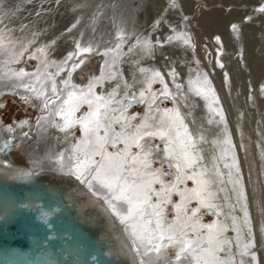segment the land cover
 Instances as JSON below:
<instances>
[{"label":"bare ground","instance_id":"1","mask_svg":"<svg viewBox=\"0 0 264 264\" xmlns=\"http://www.w3.org/2000/svg\"><path fill=\"white\" fill-rule=\"evenodd\" d=\"M42 1L44 0H35L33 5L26 4L22 9L25 8V12L33 11L35 9L34 6ZM205 1L208 8L202 11L198 24H196L193 16L196 13L195 5L200 0H178L176 7L170 6V0H95L91 6L95 7L96 3L99 2L100 5L97 7L98 9L101 7V9L95 15H92L91 6L84 11H90V15L87 16L89 20L93 18V22L88 29L83 27L86 22L77 26L74 23L65 28L68 32H61L56 36L51 29L50 31L42 30L40 23L35 25L36 27L34 23L31 24L29 22L30 18H25V12H21L16 16L10 15L12 13L5 14L2 8L3 4H0V24L3 25V27H0V77L9 74L8 78L0 81V87L5 85L3 90L9 88L20 95L22 99L25 95L34 98V93H29L23 87H15L20 81H17L15 77L11 78V72L19 71L20 69L27 70L26 72L30 74L35 73L38 69L43 71L44 65L41 63V59L45 54L50 62L47 71L53 74L58 89L61 90H64L63 81L65 79L69 80L70 84L75 85L77 89L86 88L90 81L100 75V69L103 74L107 75L109 65L112 64V67H115L114 71L117 72L115 74L117 77L116 81L107 82L102 91L99 90L101 84L97 83L93 93L89 95L98 94L103 97L104 103L100 106L99 135L105 136V128H107V136L105 138L113 141L121 149L125 148L126 141L128 151L133 154L141 152V150L129 138L134 137L137 130L140 133H144L146 131H154L157 127L167 129L170 123V115H165V109L178 107L184 117V123L188 125L192 135L198 138L203 137V139H198L196 144L195 154L198 157H202V159H199L195 170L207 174L204 178L211 181L209 189L214 193V197L208 201L215 206L214 209L212 211L202 209L198 213L200 216L198 221L193 218L187 222L196 229L195 233H190L196 239L194 248L208 240L207 235H200L202 226L215 225L211 252L216 254L217 264H239L241 260H243V264H264V131H261L262 129L259 126L260 120L264 126V115L260 113L262 117H259L258 113L261 109H255L257 102L262 104L260 107L264 106V80L253 82L251 80L253 78H251L249 83L246 81L241 83V87L244 83H247L245 87L250 85L252 91L248 90L249 88H245L246 91L241 88L242 90L239 89L241 92H238V94L236 92L239 95V93L244 91V96H247V102L251 100L248 99V96L252 97L250 104L255 108L251 107V109L258 111L256 114L254 112L252 114L260 118V120L257 118L259 121L255 119L259 123L249 122L246 124L247 126L252 124V127H250L253 131L248 130L250 127L247 129L245 125L246 120L251 118L248 115L252 114H245L244 101L242 102L244 104L243 108V106L239 105L240 103L238 104L240 100L234 99L236 95L234 93L235 87H232L234 77L236 76L239 79V74L235 73L236 75H233L234 71L242 70V72L245 71L246 73V68L248 69L250 66L241 40L244 39L245 34L248 32L247 30H249L248 28L253 26L258 18L264 16V12L260 11L261 8L258 10L248 7L244 10L237 9L246 2L253 4L254 7L260 6L261 0ZM63 2L66 1L64 0ZM2 3H4V0H2ZM21 4L20 2L19 5ZM43 4L41 3L40 5ZM49 4L46 3L40 17L52 23L55 17H60V14H56L57 11L53 14L55 7L54 5L48 7ZM219 4L225 6L233 4L236 7L227 12L218 6ZM86 5L88 4L85 3L84 6ZM149 5L153 7L150 11L147 9ZM12 10L13 12L16 11L14 7ZM35 11L37 10L33 12ZM152 11L155 12L152 20L156 21L153 26L150 25L151 21L148 23V19L153 13ZM103 12L105 13L104 16ZM76 13V15L66 13L61 18L64 20L68 15L75 18L74 15L77 17L81 14L80 12ZM245 16H249L252 22L245 23L243 21ZM9 17L11 18L9 19ZM104 19L108 22L110 28H107L106 35L99 41L97 38H100L101 34L104 33L105 26L101 25L100 22ZM26 21L28 26L24 25ZM233 22L236 23L235 25L239 27L240 31L229 30L228 27ZM72 26L74 29H71ZM130 27L131 29H129ZM137 27L140 28L133 37L119 39L127 36L122 33L130 34L137 31ZM82 28H84L83 31ZM65 29H62V31ZM192 31L198 40L197 48L190 46ZM144 41H148L150 47H146L143 43ZM111 43H113L115 48L110 46L108 51L112 52L106 50L104 54H101L100 52L108 48ZM76 44H79L80 47L90 45L95 51L85 54L82 57L83 63L75 71H61L59 75H56L58 66L62 64L65 58L70 53L77 51ZM123 44L126 45L125 50L121 49ZM22 46H26L27 51L23 52V56L19 58L18 62H13L10 59V54L14 55L20 52ZM39 48H44V52H39ZM123 50L128 54L119 61L121 59L119 56L123 55L121 53ZM204 51H208V54H204ZM198 53L203 55V62L198 59ZM30 56L32 58H29ZM94 56L101 57L102 60H100V66L95 65V72L89 73L87 66L90 63L93 64L91 59ZM31 59H36L37 67L28 70L26 63ZM220 65H223V67ZM65 68H67V65H65ZM141 69L144 71H141ZM154 71L165 74L164 81L168 83V89L175 97V103L170 102L169 105L167 101H153L154 96H159L156 85L158 84L161 87L159 78L152 80L151 87H149V80ZM82 72L86 74V81L80 79ZM239 73L241 74V72ZM246 76L249 77L251 74ZM205 77L210 81L209 88L214 90L209 92V96L218 97V104L216 105L210 106V100H205L202 96L196 95V90ZM173 78L175 80L174 83ZM20 80L36 85V81L34 79L29 80L27 76L21 77ZM238 82H240V79ZM49 84L50 82L45 81L44 86L48 87ZM176 84L181 85V87L177 89ZM238 85V88H240L239 83ZM235 86L237 85L235 84ZM36 87L39 90L40 85H36ZM141 92H144L143 102H140ZM237 95L236 97H238ZM24 102L28 104L25 100ZM32 102L36 103L34 99ZM157 103L159 104V111H156ZM260 103L258 104L261 105ZM149 105H151V108ZM135 106L143 107V114L132 115L130 111ZM95 107L94 103L92 108L89 109L93 110ZM213 108L222 110L223 120L220 115H216L213 112ZM231 110L233 113H231ZM80 111L84 113L82 107ZM246 111L250 112L251 110L248 111L246 109ZM81 113H77V116ZM245 115H247V119H244ZM252 118L250 121L254 122V118L253 120ZM55 122L62 123L60 118ZM44 128H47V130L40 131L37 125H30L28 127L30 135L22 137L19 134L16 140L12 139L14 136H6V134L10 133L9 129L5 134L4 129L0 128V150L8 152L13 159L10 162L16 164L11 167L10 162L0 160V163L10 167H2L0 164L2 177L5 179L24 178L28 173L34 172L35 174L44 175L51 182H56L58 185H51L50 188L61 192L77 219L96 231L98 238L107 245L109 253L119 264H132V257L128 254L130 240H128L127 234L122 231L123 226L103 211L98 200L90 197L85 185L74 177L65 174L67 168H65L63 173L59 171L61 164L71 166L75 162V155L72 149L74 145L83 147L82 141L85 138L83 129L74 125L70 130V134H66L49 124H45ZM77 129L81 131L82 135L75 138L74 133ZM35 130L36 132L34 133ZM177 130L183 131L179 127V122L169 133L173 140H176ZM60 135L62 136L61 139ZM225 138L230 139L232 146L221 142ZM9 140H11V143H9L7 148H4V142ZM147 140L148 138L144 137L139 143L146 146ZM154 142L160 145L163 144L158 135L154 138ZM176 143L178 145V140ZM106 148L108 152L114 151L111 144L106 145ZM225 149H228V151L226 152ZM176 150L179 151V148L177 147ZM168 152L172 153L173 149L169 148ZM57 154H62L63 159ZM142 156L143 153L138 159H141ZM149 156L152 158V168L158 169L155 175L164 181L165 188L170 187L168 181L175 178L178 170L172 167L170 169L171 175L165 177L163 173L169 171V168L165 164L164 159L156 151L149 153ZM233 157L239 167L241 185L244 189V198L240 200V203H237L238 197L233 190L232 180L235 176V168L232 166ZM256 162L259 163L257 168L255 167ZM172 163H176L174 158ZM226 164L229 167L226 168ZM133 167L139 169L137 173H133V176H142L144 180L152 179L153 173L151 170L146 171L139 164L133 165ZM17 170L19 171L17 172ZM191 171L185 170V176L181 177L183 182H178L179 188L192 189L199 187L193 180L186 178ZM229 172L233 175L230 176ZM200 178L197 177V179ZM153 187L158 190L160 185L153 184ZM185 196H190V193L186 191ZM163 198L164 194L162 193L161 199ZM170 199L173 204L165 206L164 215L169 220L174 221L173 230H178L185 223L183 212L187 211L188 215L191 216L190 209L198 206V202L185 199L182 208L176 210L174 209V204L181 203V197L173 192ZM155 201L156 197L153 195V202ZM241 205L244 206V210H242ZM12 207L11 199L0 198V214L8 213ZM245 210L248 224L244 223ZM177 212L180 213L178 220L176 219ZM234 217L236 218L235 223H233ZM249 227L252 229L251 236L247 234ZM203 231L206 233L207 228H203ZM246 243H252L254 247L249 250V255L241 256V250ZM205 246L207 245L205 244ZM220 248L224 250L219 251ZM251 253H255V258L252 257ZM230 257L231 259H229Z\"/></svg>","mask_w":264,"mask_h":264},{"label":"snow or ice","instance_id":"2","mask_svg":"<svg viewBox=\"0 0 264 264\" xmlns=\"http://www.w3.org/2000/svg\"><path fill=\"white\" fill-rule=\"evenodd\" d=\"M0 4H2V0H0ZM170 6L176 7L175 0H171ZM260 11L264 12V8H261ZM0 27H3V25L0 24ZM143 43L146 47H150L148 41H144ZM75 47L77 51L70 53L62 64L58 66L56 75H59L61 71H75L83 63L82 57L95 51L90 45L80 47L79 44H76ZM24 51H27L26 46H22L20 52L14 55L10 54V59L13 62H18L19 58L23 56ZM38 51L43 53L44 48H39ZM29 58L32 57L30 56ZM41 63L44 65L43 71L38 69L35 73L30 74L20 69L19 71L11 72V76L20 81L15 87H23L29 93H34V98L25 95L23 99L29 106L38 108L41 113L37 119V126L40 131L45 130V124L56 127L66 134H70V130L74 125L83 129L85 133V138L82 141L83 147L74 145L72 149L75 155V162L71 166L61 164L59 171L63 173L65 168H67L65 174L74 177L85 185L90 197L98 200L103 211L123 226L122 231L127 234V238L130 240L128 254L132 257V264H217L216 254L211 252V242L216 226H202L200 235H207L208 240L200 243L197 248H194L196 239L190 233H195L196 229L187 223L193 218L198 221L200 219L198 213L202 209L212 211L215 206L208 202L214 197V193L209 189L211 181L204 178L207 175L206 173H200L195 170L199 159H202V157H198L195 154L196 144L198 139H203V137L198 138L192 135L188 129V125L184 123V117L181 115L179 108L165 109V115H170V123L167 129L157 127L154 131H146L144 133H140L137 130L136 135L129 139L135 143V146L141 152L133 154L128 151L126 141L125 148L121 149L113 141L107 140L105 138L107 136V128H105V136L99 135L100 106L104 101L101 95L93 94L90 96L89 94L93 93L94 87L103 80V77L94 78L86 88L80 89H77L75 85L70 84L69 80L65 79L63 81L64 90H61L58 89L53 74L47 71L50 62L47 60L46 54L41 59ZM65 65H67V68H65ZM220 66L223 67V65ZM141 71L144 70L141 69ZM8 75L5 74V76L0 77V81L8 78ZM25 76L29 77V80L34 79L36 85H40L39 90H37L36 85L20 80L21 77ZM164 76L165 74L154 71L149 80V87H151L152 80L159 78L161 82V87L157 90L159 96H154L153 101L160 100L175 103V97L169 91L168 83L164 81ZM45 81L50 82L48 87L44 86ZM209 85L210 81L205 77L204 81L197 88L196 95L202 96L205 100H210V106L216 105L218 104V97L209 96V92L214 91L209 88ZM176 87L179 89L181 85L176 84ZM143 96L144 92H141L140 102H143ZM33 99L36 103L32 102ZM94 103L96 107L93 110L86 111L77 116V113L80 112L84 104L92 108ZM149 107L151 108V105ZM212 110L216 115H220L223 120L222 110L216 108ZM156 111H159L158 103L156 104ZM45 112L48 115H44L43 113ZM55 117H59L62 123H56ZM177 122H179V127L183 131L177 130L176 140H173L169 133L176 127ZM0 124H2V121H0ZM6 127L12 129L13 125ZM29 135V131L21 132L22 137H28ZM157 135L163 141L162 145L154 142V138ZM144 137L148 138L146 146L139 143ZM177 140L178 145L176 143ZM221 142L232 146L228 138L223 139ZM9 143H11V140L4 142L3 147L7 148ZM108 144H111L113 147V152L107 151L106 145ZM177 147L179 151L176 150ZM169 148L173 149L172 153L168 152ZM153 151H156L164 159L165 164L169 168V171L163 173L165 177L171 175L170 169L172 167L178 170L175 178L168 181L170 185L168 188H165L164 181L155 175L158 169L152 168V158L149 156V153ZM225 151L227 152L228 149H225ZM141 153H143V156L141 159H138ZM57 155L63 159L62 154ZM173 158L176 161L175 164L172 163ZM137 164L143 166L146 171L151 170L153 173L151 180H144L142 176H133V173L139 171L137 167H133V165ZM232 166L235 168V176L232 180L234 185L233 190L238 197L237 203H240V200L244 198V189L241 185L240 170L234 157ZM225 167L227 168L229 165L226 164ZM185 170H192L190 174H187L186 178L193 180L199 186L198 188L181 189L178 187V182H183L181 177L185 176ZM30 174L35 175L34 172ZM229 175L233 174L229 172ZM197 177L201 178L197 179ZM153 184H159V189L154 188ZM186 191L190 193V196H185ZM173 192L181 197V203L174 204V209L176 210L182 208L185 199L196 200L198 202V206L190 209L191 216L188 215L187 211L183 212L185 223L178 230H173L174 221L169 220L164 215L165 206L173 204L170 199ZM162 193L164 194L163 199H161ZM153 195L156 197L155 202H153ZM241 208L244 210L243 205H241ZM179 218L180 213L177 212L176 219L178 220ZM235 219L234 217L233 223H235ZM244 223L248 224L246 210ZM203 228H207L206 233L203 231ZM247 234L249 236L252 234L250 227L247 229ZM252 247H254L252 243L244 244L240 255H249V250ZM223 250V248L219 249V251ZM251 255L255 258V253H251ZM239 264H243V260Z\"/></svg>","mask_w":264,"mask_h":264},{"label":"water","instance_id":"3","mask_svg":"<svg viewBox=\"0 0 264 264\" xmlns=\"http://www.w3.org/2000/svg\"><path fill=\"white\" fill-rule=\"evenodd\" d=\"M0 160L13 161L3 150ZM51 185L58 184L39 174L5 179L0 169V198L13 203L0 214V264H119Z\"/></svg>","mask_w":264,"mask_h":264},{"label":"rangeland","instance_id":"4","mask_svg":"<svg viewBox=\"0 0 264 264\" xmlns=\"http://www.w3.org/2000/svg\"><path fill=\"white\" fill-rule=\"evenodd\" d=\"M64 0H44V1H42V2H39V4H37V5H35L34 7H35V9H33V11L34 10H37V11H35V12H33V11H26L25 12V8H23L22 9V7L24 6V5H33L34 4V2H35V0H21V1H19V0H4V3H2L3 5H2V8L4 9V13L6 14V13H8V14H10V13H12V14H10V15H13V16H16V15H18V14H20L21 12H25L24 13V15L26 16L25 18H30V20H29V22L31 23V24H33L34 23V26L35 25H38L39 23L41 24V29L42 30H48V31H50V29H51V31H52V33H54L55 34V36L59 33H66V32H68V30H66L65 28L67 27V26H71L72 24H74V23H76V26L77 25H81L82 23H85L84 25H83V27L84 28H86V29H88V27H89V25H91L92 24V22H93V18L92 19H90L89 20V17H87V16H89L90 15V11L89 12H84L88 7H90L91 5H92V3L95 1V0H65L66 2H63ZM141 1V0H140ZM144 1V0H143ZM152 1V0H151ZM167 1H169V0H167ZM171 1V0H170ZM259 1V0H258ZM7 2V3H6ZM20 2L22 3L21 5H19L20 4ZM26 2V3H25ZM10 3H12V4H10ZM19 3V4H18ZM41 3H44L43 5H40ZM46 3H50L49 5H48V7H50L51 5H54V10H53V14L57 11V13L56 14H60V17H55L54 18V21L52 22V23H50L49 21H45L44 20V18L43 17H40L41 15H42V12H43V8L45 7V5H46ZM83 3V4H82ZM88 4V5H86V6H84V4ZM175 3H176V5L178 4V0H175ZM14 4H15V6H17V7H15L14 6ZM38 5H40V6H38ZM100 5V3L99 2H97L96 3V6L94 7V6H91V10H92V15H95L96 13H97V11L98 10H100L101 9V7H99V9H98V7L97 6H99ZM110 5V4H109ZM8 6V7H7ZM218 6H220V7H222L223 8V10H226L227 12H229L232 8H234V7H236V5H233V4H231V6L230 5H228V6H225V5H221V4H219ZM15 8L16 9V11L15 12H13V10H12V8ZM114 7V6H113ZM246 7H248V8H251V9H255V10H258L259 8H264V0L262 1L261 0V5L259 6H256V7H254V5L253 4H250V3H244V4H242L241 6H239L237 9H245ZM63 8V9H62ZM106 8H108V7H106ZM195 8H196V13H195V15L193 16V20H194V22L196 23V24H198V20H199V18H200V16H201V13H202V11L203 10H207V8H208V5H207V2L205 1V0H200V2L199 3H197L196 5H195ZM20 9V11H18ZM149 11L151 10V9H153V7L151 6V5H149L148 6V8H147ZM147 9H145V10H147ZM61 10V11H60ZM147 10V11H148ZM76 12H80L81 14H79L77 17L75 16L77 13ZM82 12H84V13H82ZM139 12H141V11H139ZM153 12V11H152ZM151 12V13H152ZM66 13H70V15L71 14H75L74 15V17L75 18H73V17H69L70 15H68L67 17H65L64 18V20H63V18H61V16L63 17ZM104 12H103V16H104ZM153 14H155V12H153L152 13V15H150V18H149V16H148V23H150L149 21H151V23H150V25L151 26H153L155 23H156V21L155 20H152L153 18ZM99 15H101V14H99ZM55 16V15H54ZM84 16H85V18H84ZM72 18V19H71ZM79 18V19H78ZM40 19V20H39ZM70 19V20H69ZM57 20V21H56ZM66 20V21H65ZM59 21V22H58ZM153 21V22H152ZM243 21L245 22V23H249V21H251L252 22V20H250V17L249 16H245V19L243 18ZM68 22V23H67ZM36 23V24H35ZM154 23V24H153ZM100 24L101 25H105L104 26V33H102L101 34V37L99 38H97V39H99V41H101L102 40V37L104 36V35H106V31L110 28L109 27V25H108V22H106V20L104 19L102 22H100ZM236 23H232V25L230 24V26L228 27L229 28V30L230 31H234V30H237V31H240V29H239V27L237 26V25H235ZM25 26H28V23H27V21L25 22V24H24ZM119 25H120V23H119ZM62 26V27H61ZM150 26V27H151ZM235 26V27H234ZM36 27V26H35ZM84 28H82V31L84 30ZM108 28V29H107ZM140 28V27H139ZM138 27H137V31H134V33H130V34H124V33H122L123 35H127V36H124L123 38H119V39H124V38H126V37H133L134 36V34H137L138 33V29H139ZM62 29H65V30H63L62 31ZM71 29H74L73 28V26L71 27ZM129 29H131V27L129 28ZM249 30H247L246 32V34H245V37H244V39H242L241 41H242V44L244 45V47H245V51H246V55H247V57H248V62H249V67H248V69L246 68V73H245V71H243L242 72V70H240V71H234V76L237 74H239L238 75V77H239V79H240V82H238L239 81V79L238 78H236V76L234 77V82L232 83V87H235L234 89H235V91H234V93L236 94V92H237V94H238V92H241V91H239V89L240 90H242L243 88L245 89V88H249L248 90H250V91H252V87L250 86V85H248V87H245L246 86V84L247 83H249L250 82V79L251 78H253V79H251V80H253V82H260V81H262V80H264V72H261V71H264V16L262 17H260V18H258V20L254 23V25L253 26H251V27H249L248 28ZM60 30V31H59ZM96 30V29H95ZM58 34V35H59ZM191 36H192V41L190 42V46H195L196 48L198 47V40H197V37L195 36V34H194V32L192 31V33H191ZM217 36V35H216ZM66 38H68V37H66ZM83 38H84V35H83ZM216 38V37H215ZM101 39V40H100ZM216 40V39H215ZM97 41V40H96ZM251 42V43H250ZM71 45V44H70ZM110 46H114L113 45V43H111V44H109L108 45V48H106V49H104V50H102V52H100L101 54H104L105 52H106V50L108 51V49H110L109 47ZM126 47V45L125 44H123V47L121 48V49H124ZM114 48H115V46H114ZM232 49H234V48H232ZM125 50V49H124ZM122 51L121 53L123 54L122 56L120 55L119 57H121V59L119 60V61H121L122 59H124V57H126L127 56V52H125V51ZM233 51V50H232ZM231 51V52H232ZM108 52H112V51H108ZM125 52V53H124ZM204 54H208V51H204ZM237 56V55H236ZM198 59L201 61V62H203L204 61V57H203V55L202 54H200V53H198ZM100 60H102V58L100 57V58H98V57H96V56H94L92 59H91V61H93V64H88V66H87V71L90 73H94L95 72V70H96V66H100ZM96 65V66H95ZM107 66V65H106ZM26 67H27V69L29 70L30 68L32 69V68H36L37 67V63H36V59H31V60H29L27 63H26ZM102 67H104V66H102ZM111 67V68H110ZM114 68L115 67H112V64L111 65H109V70L107 71L108 72V74L107 75H105V74H103L102 73V70L100 69L99 71H100V75L99 76H97V78H99V77H103V80L102 81H100L98 84L100 85V91H102V89L104 88V86H105V84L108 82H114V81H116V79H117V77L115 76V74L117 73V72H115L114 71ZM249 69H250V71H249ZM244 70V69H243ZM248 70V71H247ZM27 70H25V72H26ZM239 72H241V74L239 73ZM121 73H122V71H121ZM236 73V74H235ZM251 74V76H249V77H247L246 75H250ZM120 75V74H119ZM109 76H110V78H109ZM111 77H115V78H111ZM243 77H245L244 79H243ZM247 77V78H246ZM11 78H13V76L11 77ZM11 78H9V79H11ZM242 78V79H241ZM80 79L81 80H83V81H86V74L84 73V72H82L81 73V75H80ZM109 79H111L110 81H108ZM238 79V80H237ZM259 80V81H258ZM247 82L246 84L244 83L243 85H244V87H243V85H242V87H241V83H243V82ZM7 82V81H6ZM240 84V88H238L239 87V85H238V83ZM234 84V85H233ZM235 84L237 85V86H235ZM5 86V85H4ZM4 86H1L0 87V121H2V124H0V128H2V129H4V133L6 134L7 133V131H8V129L9 128H7L6 126H8V125H13V128L12 129H9L10 131V133L7 135L6 134V136H14V140H16L18 137H19V134H21V132L22 131H28V127L30 126V125H37V119H38V117L40 116V112H39V110L36 108V107H32V106H29V104H25V102H24V100L21 98V96L20 95H18V94H16L14 91H11L9 88H7V89H4L3 90V88H4ZM160 88V85H156V89L158 90ZM238 88V89H237ZM242 88V89H241ZM243 89V90H244ZM237 90V91H236ZM244 91H246V89L244 90ZM242 92V93H239V95L241 96H239V95H237L238 97H236V95H235V97H234V99L235 100H240L239 102H238V104L239 105H241V106H243V108H244V104H245V110H244V112H245V114H252V112H254L255 114L258 112L257 110H255V109H258V110H262V112H261V110H260V112L258 113V116L259 117H262V115H264V106L263 107H260V106H262V104L260 103V102H257V106L255 105V107L254 106H252L251 104H250V101L252 100V97L249 95L248 96V99H251V100H248V102H247V96L245 95L244 96V93L245 92ZM244 98V99H243ZM244 101V102H243ZM259 101V100H258ZM237 102V101H236ZM244 104H243V103ZM246 102V103H245ZM167 103L169 104L170 102L169 101H167ZM248 103V104H247ZM258 103H260L261 105H259ZM251 106H250V105ZM170 105V104H169ZM259 106V107H258ZM251 107H254L255 109H251ZM90 107L88 106V105H83L82 106V111H84V112H86V111H91L90 109H89ZM248 108H250V109H248ZM132 110L130 111L131 113H132V115L133 114H137V113H142L143 114V112H144V108L143 107H138V106H135V107H132L131 108ZM246 109L248 110V111H250V112H247L246 111ZM233 110V109H232ZM231 110V113H233V111ZM253 110V111H252ZM256 112H255V111ZM46 114H44V115H47L48 113L47 112H45ZM79 113H81V111L79 112ZM262 115H261V114ZM247 114V115H248ZM261 116H260V115ZM247 115H245V118L244 119H247L249 116L252 118V116H253V118H254V122L253 121H250V119L251 118H249V119H247L245 122V125L247 124V123H255V122H257V121H259L260 120V118H258L257 117V115H248V117H247ZM255 116V117H254ZM247 117V118H246ZM253 118H252V120H253ZM257 118L259 119V120H257ZM51 119H53V118H51ZM257 121H256V120ZM54 120L56 121H58L59 120V118L58 117H55L54 118ZM257 123H259V122H257ZM261 123H263V122H261V120H260V129H262L261 131H264V126L261 124ZM252 124H249L248 126L246 125V127H247V129H248V127H250ZM261 126H262V128H261ZM252 127V126H251ZM251 127H250V129H248V130H251ZM7 130H6V129ZM45 130H47V128H44ZM44 130V131H45ZM251 131H253V130H251ZM36 132V130L34 131V133ZM82 135V133H81V131L79 130V129H77L76 131H75V133H74V137L75 138H77V137H80ZM60 137V139L62 138V136L60 135L59 136ZM257 159V158H256ZM260 160V159H259ZM259 160H257V162H259ZM256 162V163H257ZM257 166H259V163H257L256 165H255V167L257 168Z\"/></svg>","mask_w":264,"mask_h":264}]
</instances>
